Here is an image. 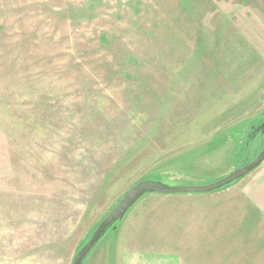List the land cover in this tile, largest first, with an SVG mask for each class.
Wrapping results in <instances>:
<instances>
[{"label": "rangeland", "instance_id": "obj_1", "mask_svg": "<svg viewBox=\"0 0 264 264\" xmlns=\"http://www.w3.org/2000/svg\"><path fill=\"white\" fill-rule=\"evenodd\" d=\"M263 123L264 0H0V264H72L134 184L221 179ZM243 226L232 264H264Z\"/></svg>", "mask_w": 264, "mask_h": 264}, {"label": "crops", "instance_id": "obj_2", "mask_svg": "<svg viewBox=\"0 0 264 264\" xmlns=\"http://www.w3.org/2000/svg\"><path fill=\"white\" fill-rule=\"evenodd\" d=\"M245 224L257 239L264 238V162L213 192L150 193L114 228L101 254L92 252L89 259L96 255L91 264H232V230Z\"/></svg>", "mask_w": 264, "mask_h": 264}, {"label": "water", "instance_id": "obj_3", "mask_svg": "<svg viewBox=\"0 0 264 264\" xmlns=\"http://www.w3.org/2000/svg\"><path fill=\"white\" fill-rule=\"evenodd\" d=\"M264 130V123L262 125ZM264 162V148L260 154L247 164L236 168L232 172L212 183L206 184H169L162 179L142 180L130 187L117 202V204L101 219L97 227L93 230L90 238L79 248L72 264H83L86 256L91 253L98 242L105 236L107 230L119 221L123 220L128 212L148 193L158 194H189V193H209L242 179Z\"/></svg>", "mask_w": 264, "mask_h": 264}, {"label": "trees", "instance_id": "obj_4", "mask_svg": "<svg viewBox=\"0 0 264 264\" xmlns=\"http://www.w3.org/2000/svg\"><path fill=\"white\" fill-rule=\"evenodd\" d=\"M256 156H257V155H256ZM256 156H255V157H256ZM253 159H254V158H253ZM253 159H251V160H253ZM251 160H250V161H251ZM116 225H117V224H115V225H113L112 227H110V228L107 230V232H108L110 229H113V228H115V227H116ZM107 232H106V233H107ZM89 238H90V237H89ZM89 238H88V239H89ZM88 239H87V240H88ZM87 240H86V241H87ZM86 241H85V242H86ZM85 242H84V243H85Z\"/></svg>", "mask_w": 264, "mask_h": 264}]
</instances>
